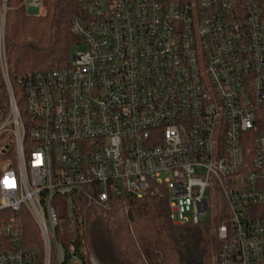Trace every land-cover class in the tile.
I'll list each match as a JSON object with an SVG mask.
<instances>
[{"label": "built area", "instance_id": "2783aa9c", "mask_svg": "<svg viewBox=\"0 0 264 264\" xmlns=\"http://www.w3.org/2000/svg\"><path fill=\"white\" fill-rule=\"evenodd\" d=\"M78 3L71 31L84 49L18 78L28 118L9 87L0 138H13L3 149L16 166L2 165L0 211L26 209L42 249L6 226L0 264H52L53 251L68 264L52 244L59 199L106 209L152 186L176 225L200 223L206 191L219 192L216 264H264V0Z\"/></svg>", "mask_w": 264, "mask_h": 264}, {"label": "trees", "instance_id": "16d2710c", "mask_svg": "<svg viewBox=\"0 0 264 264\" xmlns=\"http://www.w3.org/2000/svg\"><path fill=\"white\" fill-rule=\"evenodd\" d=\"M78 7V0H42V12L36 14L26 10L25 0H0V53L2 49L14 96L26 118L18 78L69 63L71 49L78 42L71 31V20ZM8 115V93L0 66V125ZM11 148L0 150V171L13 154ZM59 203L60 224L55 241L67 252V261L92 264L91 257L96 264L213 262L210 241L216 235L211 232H215L222 217L216 218L213 228H209V221H201L199 227L174 224L169 215L167 191L162 186H152L141 198L113 199L106 209L93 205L70 211L65 199H59ZM10 225L20 233L23 245L42 249L37 225L29 212L21 208L17 212L0 211V250L7 240L3 230ZM198 234L206 243L201 252L194 254L188 248L194 246ZM70 246L74 249L71 254Z\"/></svg>", "mask_w": 264, "mask_h": 264}, {"label": "rangeland", "instance_id": "374dc122", "mask_svg": "<svg viewBox=\"0 0 264 264\" xmlns=\"http://www.w3.org/2000/svg\"><path fill=\"white\" fill-rule=\"evenodd\" d=\"M42 12V8L36 12V14ZM2 48V47H1ZM84 47L82 45H76V46H73V48L71 49V54L77 50H83ZM3 60V62H2ZM0 66H1V71H2V68L3 70H5V73H3L2 71V75H3V78H4V82H5V85H6V88H7V93H8V100H9V90L10 88L12 89L13 91V87H12V84L10 83L9 85V82L10 79L7 75V71H6V63H5V60H4V55H3V50L1 49V53H0ZM11 86V87H10ZM10 87V88H9ZM13 94L14 91H13ZM13 142V138L6 134L5 136H3L2 138H0V150L1 148H3V146L5 144H9V143H12ZM12 149V153L14 152L13 151V148ZM13 163L15 166H16V156H15V153L11 155V157H8L5 161H4V164H11ZM167 173H164L162 174V177L166 176ZM206 197L208 198L209 200V205H210V209L208 212H206L205 214H203L200 219L202 221H209L210 222V226L209 228H213V226L215 225L216 221H213V215L217 214L216 210L218 211L219 207L216 209V205L218 204V201L217 199L219 198V192H216V190H207L206 193H205ZM180 206H181V209L184 213V215H187V216H190L191 212H192V204L190 201L188 200H179L178 201ZM218 218V217H217ZM193 227H199V224H195ZM211 234H215V232H211ZM204 240L206 241V239H204L203 236H201L200 234L197 235L196 237V240H195V244L194 246L188 248V251L192 252V253H199L203 250V247L205 246L204 244L206 242H204ZM210 247L212 249V257H213V262L212 264H216V255H217V250H218V244H217V240L215 238H212V240L210 241ZM55 239L52 238V244H54V247H55ZM206 248V247H205ZM94 260V259H93ZM52 263H55V264H59V260L57 259L56 255H55V252L53 251V255H52ZM96 263V262H95ZM68 264H77V262L74 260V259H70L68 261Z\"/></svg>", "mask_w": 264, "mask_h": 264}]
</instances>
